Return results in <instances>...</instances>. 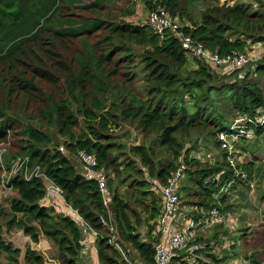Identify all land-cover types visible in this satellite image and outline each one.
Returning <instances> with one entry per match:
<instances>
[{"label":"trees","instance_id":"16d2710c","mask_svg":"<svg viewBox=\"0 0 264 264\" xmlns=\"http://www.w3.org/2000/svg\"><path fill=\"white\" fill-rule=\"evenodd\" d=\"M255 1L258 9L241 0L222 4L149 0L146 8L148 13L165 9L184 21V37L224 57L249 53L254 44L264 43V1ZM122 3L0 0V143L7 144L9 156L12 149V160L28 158L29 168L39 167L64 194V203L47 204L42 179L27 180L23 173L12 178L10 213L0 208V264H20L22 255L5 242L3 228L18 229L34 243L45 236L57 247L59 264H85L87 243L78 218L97 234L92 243L99 264H129L126 257L131 252L139 264H155V246L162 238L154 235L153 224L161 215L162 190L183 166L179 184L183 220L204 219L214 209L226 219L198 231L171 264L190 259L197 264H226L235 257V242L216 254L213 248L223 240L207 239L205 234L216 229L231 236L229 194L238 186L251 185L259 155L264 156L256 144L240 147L244 141L264 137V124L259 122L264 110V58L232 74H219L191 58L170 31L160 36L145 21L130 20L134 13L120 10ZM137 62L142 75L136 73ZM189 63L194 65L191 70ZM252 74L263 75L261 84L250 81ZM227 80L231 81L223 84ZM220 110L252 122H246L245 129H232L235 124L227 123ZM126 126L140 132L142 143L129 144L128 130L125 142L115 134V129ZM50 129L62 140L59 146ZM223 133L229 135L230 151L219 139ZM9 135L15 140L13 148ZM206 145H213L217 159L205 161L194 155ZM80 151L93 155L97 169L106 175L108 207L97 181L87 180L70 159ZM7 155L4 164L9 167L12 160ZM162 156L170 159L163 161ZM1 173L0 166V182ZM109 225L117 229L124 254L109 242ZM201 233L204 239H199ZM195 245L201 249L189 251ZM247 259L250 264H264L257 254ZM24 262L45 264V259L28 247Z\"/></svg>","mask_w":264,"mask_h":264},{"label":"built area","instance_id":"2783aa9c","mask_svg":"<svg viewBox=\"0 0 264 264\" xmlns=\"http://www.w3.org/2000/svg\"><path fill=\"white\" fill-rule=\"evenodd\" d=\"M153 32L162 36L166 31H170L180 41L182 49L185 50L188 55L193 58L204 62L206 65H210L216 69L219 74H232L234 71L242 69L245 66L256 61L253 55L246 53L234 52L228 56H220L217 53H213L205 49L201 44H196L194 40L187 36L184 37L181 33L184 25L178 18H173L165 9H158L156 11L149 12L146 22ZM261 117L259 122L264 124V110L260 112ZM246 122L252 121L246 117H240L235 121L236 127L244 128ZM219 139L223 142L222 146L229 151L232 150L230 139L228 134H220ZM7 144L0 143V166L2 169L1 182H0V196L4 199L8 198L12 192L11 180L19 174L24 175L25 179L31 180L32 178H39L44 181L46 187V197L44 202L47 204L54 202L57 205L64 203L63 191L53 182H51L41 171L39 167L29 168V159L18 157L10 162L9 167L4 164L5 156L7 155ZM62 153L67 154L64 148H61ZM77 160L82 168L87 180L97 181L99 185V191L102 195L104 205L109 206L111 197L107 185L106 175L97 169L98 163L96 158L80 151L77 154ZM231 166L235 167L234 159H230ZM183 166L170 180L169 184L162 190L163 207L161 215L153 224V233L155 236L162 238V242L155 246L156 260L155 264H171V259L175 256L177 251L187 249L189 244L193 243L196 233L202 229H207L215 224H222L225 221V216L217 209L211 210L209 215L198 221L183 220V214L181 212L182 202L179 194V184L182 178ZM245 177V175H243ZM246 178V177H245ZM81 228L84 236V244L89 240V236L97 237V234L85 225L80 218ZM102 222L106 225V221ZM110 226L112 238L110 243L116 247L122 254H124L121 244L118 243L117 229ZM201 249V246H192L189 251L194 252Z\"/></svg>","mask_w":264,"mask_h":264},{"label":"rangeland","instance_id":"374dc122","mask_svg":"<svg viewBox=\"0 0 264 264\" xmlns=\"http://www.w3.org/2000/svg\"><path fill=\"white\" fill-rule=\"evenodd\" d=\"M146 1L149 2V0H130V1L123 0V3L119 5V9L122 11H126V12L133 11L134 15L130 20L134 22L140 21L141 23H143L144 21L146 22L147 15H148V11H147L148 9L146 8L147 7ZM208 1L210 3H213L214 1L219 4H222L223 2H226V1L232 3L235 0H208ZM241 1L247 4L254 3L255 4L253 6L254 9H258V7L256 6L255 0H241ZM197 12H198L197 10L193 9V14L198 15ZM184 24L185 23L183 21V25ZM141 50L142 49H139L138 51L141 52ZM248 54L253 55L256 58L255 62L261 61L264 58V43L254 44L252 51L249 52ZM191 63L187 65V68L190 70L194 66ZM137 66H138V69L136 70V73L138 75H142L143 71L140 69L139 63ZM241 76H239V78H241ZM262 76L263 75L256 76L252 74V76L250 77V81L256 82V83L258 82L259 84H261L260 81H263ZM138 80L139 81L137 82V88L140 89L142 86L141 83L143 80L142 78H139ZM229 81L231 80L224 81L223 84H228ZM221 84L222 83L219 82V86ZM215 85L217 86V83H215ZM220 108L223 109L224 107L221 105ZM220 111L225 114L226 122L231 125L232 123L233 124L235 123V120L237 118L241 117L236 112L228 113L226 115L227 111H222V110ZM30 122L36 124L33 121H30ZM126 130L131 132L129 144L138 145L142 143L143 138L140 132L134 129H131L129 126H126V128L122 130L115 129V134L119 136V138L123 142H125L126 140L123 138V134L125 133ZM49 132L51 136L53 137L55 145L58 144L59 146L61 143L59 141H62V140L58 138L56 130L50 129ZM247 136L248 138L251 139L253 137V134L249 132ZM8 138L10 141L9 145L12 144V148H13L14 141H15L13 138V135H9ZM234 141H236V139H234ZM255 144H256L257 149L259 148L264 149V137H260L257 142L254 140L244 141L240 145V147L248 148L249 145H255ZM201 147H202L201 149L195 151L194 155L196 157H198L201 160H205V161H212V157L214 159H217L214 156L215 150L213 148V145H208V146L206 145V148L204 146H201ZM11 153H12V149L10 152V156L7 155L6 157L8 161L12 160ZM259 156L261 157H260V160L256 162L254 180L250 183L251 185L249 186L248 184V186L246 185L240 186V187L238 186L237 190L232 192L233 194L231 195L229 194L228 206L231 207L232 211L231 213H228L231 216L230 217L231 222L228 224V227L231 229V232H232V234H230L231 236L225 237L221 233L222 231H219L216 229H213L212 232L209 234H205V237L207 239H212L213 237H215L219 241L223 240V244H218V246L216 245L213 248V251L216 254H219L221 250L230 249L231 247H233L234 242L236 243V245L234 246V248L236 249L234 251L235 257H233V259H230L226 264H250L247 259V256L251 255V253L257 254L258 256H260V260H264V200L263 201L260 200V198L264 196V156L262 154ZM249 158H250V155H249ZM70 159L74 161L75 163L79 164L77 161L78 158H74L72 155H70ZM168 159L170 158H168L167 156H162L163 161H167ZM243 159H240V160H243ZM0 192H1V189H0ZM241 195H244V196H241ZM10 197L11 195H9V197L6 198V200H3L4 197L0 196V208L6 214L10 213V206H9ZM14 197H16L15 194L13 195L12 198ZM183 206L185 209L183 211L185 212L186 210L189 211V208L186 207V200L183 201ZM202 234L204 233H201L199 235V239H204L202 238L204 236V235L202 236ZM117 236L119 237L118 232H117ZM3 238L6 243H11L14 247L19 248L22 251V255L20 258V262L22 263L24 262V255L26 253V250L28 247L31 246L30 244L32 243L34 247L40 248L38 252L43 255L45 259V264H59L58 260L56 259L57 254H58L57 247L53 244V242L48 240L43 235L41 236L40 242L36 244L31 240L30 237L25 236L24 233L18 229L9 231L7 228H3ZM196 246H199V245H196ZM94 251L97 257L96 248L94 249ZM126 258L128 259L129 264H132V263L139 264L133 252H131L129 256L127 255ZM1 260L3 263L5 262L4 258H2ZM85 264H98V262L96 263V259L94 258L90 259V256H87L85 258ZM176 264H181V263L177 262ZM186 264H197V262H195V259H190L189 261H187Z\"/></svg>","mask_w":264,"mask_h":264},{"label":"crops","instance_id":"0c3cea01","mask_svg":"<svg viewBox=\"0 0 264 264\" xmlns=\"http://www.w3.org/2000/svg\"><path fill=\"white\" fill-rule=\"evenodd\" d=\"M78 161V160H77ZM79 163V162H78ZM79 166H80V164H78ZM89 239H90V241H88L87 242V244H86V246H85V254H84V256H83V260H84V262H85V258L87 257V256H90V259H92V258H94V259H96V263L98 262V260H97V257H96V254H95V251H94V249H95V247H94V243H92V240H94V238L90 235L89 236ZM36 244H38V243H36ZM31 246V248L33 249V250H36V251H39V247H34L33 246V244L31 243L30 244ZM38 246V245H37ZM39 246H40V244H39ZM24 264H25V262H23ZM22 262L20 263V264H23ZM140 263V262H139ZM99 264V263H98Z\"/></svg>","mask_w":264,"mask_h":264}]
</instances>
